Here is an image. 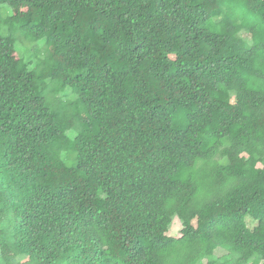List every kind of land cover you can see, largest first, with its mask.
I'll list each match as a JSON object with an SVG mask.
<instances>
[{"label":"trees","instance_id":"1","mask_svg":"<svg viewBox=\"0 0 264 264\" xmlns=\"http://www.w3.org/2000/svg\"><path fill=\"white\" fill-rule=\"evenodd\" d=\"M1 9L0 264H264V0Z\"/></svg>","mask_w":264,"mask_h":264},{"label":"rangeland","instance_id":"2","mask_svg":"<svg viewBox=\"0 0 264 264\" xmlns=\"http://www.w3.org/2000/svg\"><path fill=\"white\" fill-rule=\"evenodd\" d=\"M18 8H15L17 10ZM20 9V8H19ZM9 13V10L0 11V25L3 26V29L8 28V24L4 21L5 16ZM240 15V13H239ZM12 27H16V23L11 25ZM11 27V32L16 36V50L20 51L24 56L31 58L33 61L39 58L44 52V42L40 39H26L23 37L19 31L13 29ZM2 33H5V31ZM7 33V32H6ZM50 98L55 101V105L58 107H62L63 109H68L70 113H75L76 111H80V105L77 101L76 93L71 88H62L59 93L55 94V92L49 93ZM174 120L180 124L181 126L187 123V117L183 111H180L178 114L174 115ZM69 124L73 123V120L70 118L67 121ZM180 223L177 218H174L172 224L170 226V230L168 231L169 235L176 236L179 234Z\"/></svg>","mask_w":264,"mask_h":264}]
</instances>
